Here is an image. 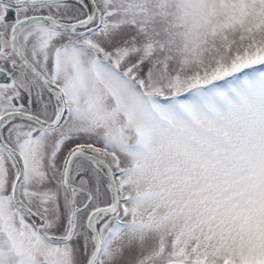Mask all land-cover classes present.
Wrapping results in <instances>:
<instances>
[{
    "label": "snow or ice",
    "instance_id": "snow-or-ice-1",
    "mask_svg": "<svg viewBox=\"0 0 264 264\" xmlns=\"http://www.w3.org/2000/svg\"><path fill=\"white\" fill-rule=\"evenodd\" d=\"M0 264H264V0H0Z\"/></svg>",
    "mask_w": 264,
    "mask_h": 264
}]
</instances>
